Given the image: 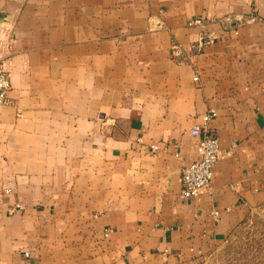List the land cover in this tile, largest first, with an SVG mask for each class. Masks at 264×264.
Segmentation results:
<instances>
[{
	"label": "crops",
	"instance_id": "obj_1",
	"mask_svg": "<svg viewBox=\"0 0 264 264\" xmlns=\"http://www.w3.org/2000/svg\"><path fill=\"white\" fill-rule=\"evenodd\" d=\"M7 57L0 264H180L264 204V0H0ZM211 111L222 158L184 200Z\"/></svg>",
	"mask_w": 264,
	"mask_h": 264
},
{
	"label": "built area",
	"instance_id": "obj_2",
	"mask_svg": "<svg viewBox=\"0 0 264 264\" xmlns=\"http://www.w3.org/2000/svg\"><path fill=\"white\" fill-rule=\"evenodd\" d=\"M202 20L195 19L189 23V26L203 27ZM215 39L212 34L204 35L200 41L192 45L194 53L202 51L204 46L212 44ZM172 57L180 65L190 62V57L185 50L179 46L172 47ZM11 58H0V106H11L12 99L9 93L12 89V75L10 72ZM196 81L199 77L195 78ZM215 111H211L205 117L203 125L195 126L191 130V135L197 139V153L198 157L194 161L189 162L182 169L180 179L181 193L180 198L184 200H194L199 197L203 191H210L212 189L214 180V171L219 161L222 158V150L217 134L212 130L211 123L215 118ZM157 150L152 146V151ZM22 205L11 207L9 212L14 213L22 210ZM219 213L214 212V216L219 218ZM110 231H106L105 235L108 236ZM193 252V249H191Z\"/></svg>",
	"mask_w": 264,
	"mask_h": 264
},
{
	"label": "rangeland",
	"instance_id": "obj_3",
	"mask_svg": "<svg viewBox=\"0 0 264 264\" xmlns=\"http://www.w3.org/2000/svg\"><path fill=\"white\" fill-rule=\"evenodd\" d=\"M180 264H264V204L255 207L224 243Z\"/></svg>",
	"mask_w": 264,
	"mask_h": 264
},
{
	"label": "water",
	"instance_id": "obj_4",
	"mask_svg": "<svg viewBox=\"0 0 264 264\" xmlns=\"http://www.w3.org/2000/svg\"><path fill=\"white\" fill-rule=\"evenodd\" d=\"M3 20H1V22H2Z\"/></svg>",
	"mask_w": 264,
	"mask_h": 264
}]
</instances>
